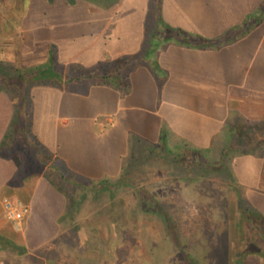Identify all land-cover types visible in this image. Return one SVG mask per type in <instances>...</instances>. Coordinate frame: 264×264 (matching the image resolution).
Here are the masks:
<instances>
[{
  "label": "crops",
  "instance_id": "0c3cea01",
  "mask_svg": "<svg viewBox=\"0 0 264 264\" xmlns=\"http://www.w3.org/2000/svg\"><path fill=\"white\" fill-rule=\"evenodd\" d=\"M24 12L9 61L16 68L48 63L52 44L65 72L69 65L95 72L124 55L141 59L124 95L97 81L30 91L33 133L70 172L98 181L129 171L132 181L112 196L87 188L76 196L79 219L95 211L105 218L104 263L121 254L130 264H264L242 239L231 186L264 216V148H230L232 126L247 121L256 135L264 126V0H160L158 9L155 0H30ZM14 111L0 90V234L30 254L46 250L44 264H95L85 263L94 258L61 221L69 197L45 175L48 166L28 171L26 159L11 154ZM143 155L153 162L148 171L140 169ZM222 160L224 168L215 166ZM6 198L29 207L21 221L6 217ZM93 242L103 255L105 243Z\"/></svg>",
  "mask_w": 264,
  "mask_h": 264
},
{
  "label": "trees",
  "instance_id": "16d2710c",
  "mask_svg": "<svg viewBox=\"0 0 264 264\" xmlns=\"http://www.w3.org/2000/svg\"><path fill=\"white\" fill-rule=\"evenodd\" d=\"M68 2L74 4L75 0H68ZM155 4L158 9L160 0H155ZM167 35L169 36L170 32L167 33ZM137 56L138 55H124L117 57L112 61L103 62L99 64L95 72H89L87 69L82 68V66L77 65L66 66V72L63 71L64 66L57 58V47L54 44H52L50 49L48 63L33 66L31 68L18 67L16 68V73L5 70L3 68L4 62L0 59V90L6 91L15 105L14 116L6 136L7 142L11 141L12 143V141H14V143H20L23 146L24 153L29 154V156L26 157V163L24 166L28 171H40L42 170V167L48 166L45 175H47V177H49L58 187L64 190L69 197L65 218L73 219V214L78 204L76 197L77 193L82 189H86V186L79 189L81 184L76 180L70 179V175L73 173L70 172L63 164V161L60 160L59 157H55L54 154L44 146L33 133L31 115L33 102L30 92L31 88L38 84H48L52 86L72 85L82 88L89 81H97L99 84L102 83L113 86L124 95L128 93L130 88L129 71L135 66V64L141 61ZM82 83L84 84L83 86L80 85ZM230 130L232 136L236 137H233L234 139L231 137V149L237 150L238 153L242 154L253 151L254 147L263 150L264 140L260 137L264 136V126L262 124L257 125V134L259 135L255 134L256 132L254 131L253 125L244 120H242L240 124L232 126ZM11 143L10 148L12 150L14 144L12 143L11 146ZM6 145L5 140V142H3V147ZM1 152L2 147H0V153ZM27 162L32 163L30 164ZM215 166L225 167L223 160L219 164H215ZM230 175L232 177L231 173ZM63 180L66 184L68 183L67 187L72 189L73 192L70 193V191L60 185V182ZM126 180L132 181L129 177V171L123 170L118 177H105L95 181L93 190H97L98 193L105 190L112 196L111 191ZM231 186L233 188V194L237 197V205L241 215L239 229L243 241L245 240L247 242L246 248L248 251L258 252L264 258V216L249 203L240 186L236 185L235 182ZM75 188L77 190H75ZM136 191L143 207L149 208L150 201L147 199L145 189L137 186ZM151 205L154 207L152 210L155 211L157 205L152 202ZM162 212L163 211H161V214ZM162 215L168 222L167 215H164V213ZM63 219L64 218H62L61 221ZM0 249L19 256L30 254L26 247L17 245L13 240H10L1 234Z\"/></svg>",
  "mask_w": 264,
  "mask_h": 264
},
{
  "label": "rangeland",
  "instance_id": "374dc122",
  "mask_svg": "<svg viewBox=\"0 0 264 264\" xmlns=\"http://www.w3.org/2000/svg\"><path fill=\"white\" fill-rule=\"evenodd\" d=\"M29 1L30 0H27V1L26 0H0V56L5 55L4 56L5 58L3 60L4 62L3 68L12 73H16L17 69H16L15 64L9 61L10 60L13 61V59H15L16 50H17L16 47H18L21 42V32L19 30L20 22L24 18V15H25L24 11L27 8ZM53 87L61 88V86H53ZM12 143L14 144L13 145L14 147L12 148L11 154L18 153V155L21 157L20 159H24V158L26 159V157L29 156V154L24 153L23 146L20 143L18 142L14 143V141H12ZM218 149L214 148L210 152L212 153L215 151L217 154V152H219L217 151ZM206 154H209V153L207 152ZM230 156L228 155V157L225 156L224 158H226V160H229ZM149 158L150 157L146 158V165H145V162L143 163L141 162L140 164V169H142L143 171H145V169L146 171H148L149 170L148 167L150 166L149 164L153 163V162L151 163L149 162L150 160ZM207 159L209 160L212 159V161L216 162V160L218 161L221 158L218 155H214L213 157L211 155V156H207ZM27 163H30V162H27ZM172 165H174L173 161H172ZM136 168L137 166H134V170H136ZM165 169L166 171L162 172L161 174H165L168 172V170H170V168L168 169L166 167ZM148 175H150V173H148ZM215 175H219V174L215 173ZM70 177H71L70 179L76 180L81 184L79 189L83 188L84 186H86L87 190L94 189V185H95L94 180L86 179L84 176H81L76 173L71 174ZM60 185L63 186L66 190L70 191V193L73 192L72 189L67 187L68 183L66 184L64 180L60 182ZM75 190L77 189L75 188ZM101 209H104V206ZM95 212H92V214L88 216L85 220L83 218L81 220L78 218L76 214H73V219L64 218L63 223L68 229L67 232H69L68 235H70V238L75 240L77 245L81 246V248L85 251V254H87V256L89 255L90 257L94 258L92 259L93 261H86L85 263L109 264L110 262L106 261L104 263L103 261L104 259H102L103 256L106 257V254H108L107 251H109L111 248L110 242L107 241V243H105L106 239L104 238L105 233L108 230V228H106L105 226V222H104L105 218L97 214H94ZM99 218L101 220H99V223H96ZM69 227H70V230H69ZM75 230H77V232ZM99 233H101V235H99ZM89 239H91L90 243L87 241ZM93 241H103V244L105 243L104 248L106 249V251L103 252V255H100L101 252L96 251V249H94L95 244L93 246V243H94ZM46 253L47 252L45 250L43 252L41 251L39 252L40 256L34 255L33 253L19 256L9 251H4L0 249V264H44V261H45L44 257ZM119 255L120 256L118 257H121V258H118L115 264H130L129 261L127 260L124 261L125 259L124 260L122 259L121 254ZM257 259L259 261L258 257L255 258V260Z\"/></svg>",
  "mask_w": 264,
  "mask_h": 264
},
{
  "label": "built area",
  "instance_id": "2783aa9c",
  "mask_svg": "<svg viewBox=\"0 0 264 264\" xmlns=\"http://www.w3.org/2000/svg\"><path fill=\"white\" fill-rule=\"evenodd\" d=\"M5 215L8 219L21 221L29 212V207L20 201L4 199Z\"/></svg>",
  "mask_w": 264,
  "mask_h": 264
}]
</instances>
